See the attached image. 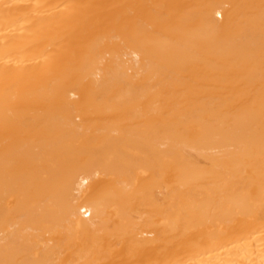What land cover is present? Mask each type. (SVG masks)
<instances>
[{
    "label": "bare ground",
    "instance_id": "6f19581e",
    "mask_svg": "<svg viewBox=\"0 0 264 264\" xmlns=\"http://www.w3.org/2000/svg\"><path fill=\"white\" fill-rule=\"evenodd\" d=\"M0 264H264V0H0Z\"/></svg>",
    "mask_w": 264,
    "mask_h": 264
}]
</instances>
